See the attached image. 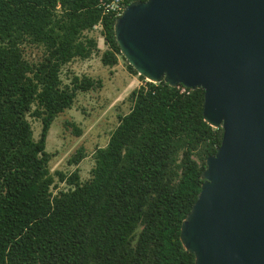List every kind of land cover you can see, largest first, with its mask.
<instances>
[{
    "label": "trees",
    "instance_id": "obj_1",
    "mask_svg": "<svg viewBox=\"0 0 264 264\" xmlns=\"http://www.w3.org/2000/svg\"><path fill=\"white\" fill-rule=\"evenodd\" d=\"M101 1L0 0V264H195L181 224L223 139V129L204 119L203 89L139 75L145 83L95 149L90 177L83 181L78 168L51 171L54 120L80 92L103 87L88 75L65 83L64 66L96 55L113 67L123 57L117 18ZM96 26L105 51L90 35ZM30 48L40 50L36 60ZM29 117L42 123L39 139ZM85 157L79 149L68 163Z\"/></svg>",
    "mask_w": 264,
    "mask_h": 264
},
{
    "label": "water",
    "instance_id": "obj_2",
    "mask_svg": "<svg viewBox=\"0 0 264 264\" xmlns=\"http://www.w3.org/2000/svg\"><path fill=\"white\" fill-rule=\"evenodd\" d=\"M140 76L203 89L223 129L180 237L195 264H264V0H145L115 23Z\"/></svg>",
    "mask_w": 264,
    "mask_h": 264
},
{
    "label": "rangeland",
    "instance_id": "obj_3",
    "mask_svg": "<svg viewBox=\"0 0 264 264\" xmlns=\"http://www.w3.org/2000/svg\"><path fill=\"white\" fill-rule=\"evenodd\" d=\"M100 31L101 26H96L90 35L98 39L100 49L105 51L107 46ZM27 53L30 59L36 60L41 52L39 49L30 48ZM128 64V61L120 56L117 65L104 66L100 56L95 55L88 60L77 59L64 66L62 78L65 83L70 81L73 74L88 75L101 79L103 87L89 92H80L74 106L54 120L47 139V151L54 155L50 162L52 172L60 170L71 173L78 168L83 181L90 177L94 166L95 149L108 143L111 132L118 124V117L130 110L129 94L145 83L139 74L129 71ZM29 120L35 139H39L42 129L41 121L33 117H29ZM70 123H74L81 130L80 136L76 134ZM79 149H83L86 157L78 165H70L68 160ZM63 187L65 184H59V188Z\"/></svg>",
    "mask_w": 264,
    "mask_h": 264
},
{
    "label": "built area",
    "instance_id": "obj_4",
    "mask_svg": "<svg viewBox=\"0 0 264 264\" xmlns=\"http://www.w3.org/2000/svg\"><path fill=\"white\" fill-rule=\"evenodd\" d=\"M129 3L131 2H128V0H103L100 6L104 9V13H110L118 18L123 14Z\"/></svg>",
    "mask_w": 264,
    "mask_h": 264
}]
</instances>
